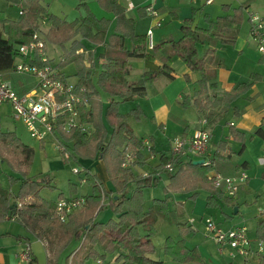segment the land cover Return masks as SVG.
<instances>
[{"label": "trees", "instance_id": "1", "mask_svg": "<svg viewBox=\"0 0 264 264\" xmlns=\"http://www.w3.org/2000/svg\"><path fill=\"white\" fill-rule=\"evenodd\" d=\"M3 1L21 5L22 13L16 20L0 14V71L10 69L17 60H21L40 68L50 66L59 71L61 80L66 82L68 78L62 70L69 64L75 66L74 92L82 101L75 104L76 123L68 130L63 127L72 119L70 113L65 111L56 119L53 133L61 148L58 155L66 163L77 162L79 157L96 156L104 162L112 187L105 189L95 175L84 172V182L91 187L90 195H84L85 206L80 212L69 215L66 222H60L55 218L56 202L67 197L60 193L55 202L45 200L41 196V190L54 187L50 184L48 174L39 179L28 176L34 157L33 149L23 144L14 132L0 131V163L6 164L14 173L8 175L10 186L19 184L15 194L0 185V223L12 220L27 233L26 236L15 235L17 241L29 243L30 237H33L44 242L53 257L48 259V264H57V260L74 241L79 245L73 251L69 264H84L91 259L117 264H163L149 257L154 251L151 238L158 218L171 224L176 222L172 217L175 210L170 208L165 198L152 199L151 205L147 209L143 208V189L155 186L159 178L154 176L156 172L143 177L136 175L131 169H141L146 164L141 153L143 142L133 135L125 121L126 116L119 113L118 105L132 101L135 97L145 96L146 85L158 78L166 76L170 79L171 69L168 65L176 56L198 76L191 94L181 92V108H194L208 125L222 118L231 104L259 79L258 75L251 74L247 82L238 84L230 91H222L215 82V71L211 68L220 67L212 43L234 44L236 30L244 19L246 2L225 16L210 19L204 15L202 26L196 23V11L191 10L190 16L183 19L179 28V39H163L149 49L146 34L136 32V19L126 11L124 0H93L101 10L113 15L112 30L103 18H98L89 9V0H77V8L83 9L85 15L72 21L49 13L41 0ZM223 9L229 10V7L226 5ZM136 13L139 19L146 17V6L139 7ZM40 19H45L49 25L44 35L40 32ZM36 32L43 35L46 45L61 48L62 55L58 62L49 59L42 62L39 59L21 57L17 53L18 45L27 44ZM82 40L102 47L96 56L98 61H102L96 77L93 73L94 53L85 48ZM201 47L202 50L199 49ZM85 53L93 63L86 64ZM159 54L162 66L158 71H145L135 81L128 79L131 58L152 61ZM185 79L189 81L186 75ZM99 91L109 99L106 108L102 105ZM233 112L237 114L235 108ZM131 113L139 118V109H134ZM260 132L258 129L257 133ZM230 133L235 140L239 139L237 131L231 128ZM149 153L154 154L151 147ZM126 154L131 158L132 167L122 166ZM218 157L219 155L214 156L208 164H194L192 160L181 164L180 158L162 153L159 154L156 169L160 171L167 164L175 167L172 172L165 171L169 179L168 188L171 190L210 189L214 191V195L209 198H224L222 189L213 188L207 179L212 171L221 174L215 164ZM132 181L136 186L128 194L126 189ZM224 199L229 201L228 198ZM103 202L107 203L116 219L106 222L96 219L97 214L106 206ZM207 205H211L208 200ZM254 233L256 240L264 243V219L256 226ZM3 235L11 236L9 233ZM163 250L174 263L207 264L203 262L197 247L187 246L183 239H166ZM252 255L256 264H264V253L256 251ZM29 264H37L32 251Z\"/></svg>", "mask_w": 264, "mask_h": 264}, {"label": "crops", "instance_id": "2", "mask_svg": "<svg viewBox=\"0 0 264 264\" xmlns=\"http://www.w3.org/2000/svg\"><path fill=\"white\" fill-rule=\"evenodd\" d=\"M130 1L135 6V8L131 11H128L129 14H132L133 11H136L139 7H143L145 4V1H143L142 3H135L132 0ZM179 1L189 5L190 12L191 10L196 11L195 20L198 24L200 23V15L205 13V6L214 3V0L211 4H206V0H201L200 4V0ZM164 2L165 0H161V2L160 0H157L154 8L159 13H164L165 15L166 11L175 13V18H178L176 28L170 29L168 27L166 29L167 31L162 32L157 29L160 27V25L155 26L153 20L146 24L144 31H139L136 29L137 24L135 23V30L137 33L146 34L148 29H152V41L154 44L160 42L163 39H179L181 37L179 28L182 24V20L190 16L189 14L183 19H179V11L178 13H176L175 10L170 9L168 3H166L165 5ZM241 3H245L246 5V8L243 11L244 19L242 24L244 22L248 24L247 31L245 32V34H243L241 32V28H238V30H236V39L233 45L220 44L218 42L212 43L211 46L216 50V60L220 62V67L211 66V68L215 71V82L218 88L222 91H230L238 84L247 82L251 74L258 75L259 79L251 85L246 93L238 97L231 104V108L225 115H223L222 118L217 119L216 122L212 124L206 125V129H208L211 133V140L207 146L205 154L193 158H180V163L183 164L188 160L211 161L214 156L219 155V157L215 161V164L216 166L218 165V168L221 170L222 175L234 176L240 172H243L246 175L247 179L245 183L240 186L235 197H228L227 195L223 194V197L228 198L229 201H225L224 198L220 197H214V199L209 198L210 196L214 195L213 190L196 189L186 194L182 193V195L184 194V197L177 198L175 195V199H173L174 197L172 198V209H174L177 214H181L184 209L182 208L183 205L187 202L188 198H190L191 195H194L199 191L205 192L206 207L213 206L217 208L222 206V209H224V207H228L230 209H233L234 207L236 208V212L232 213L231 216L230 214L224 212L227 221H229L227 222L228 225H219L222 226L223 229L227 227L225 230L230 229L231 227L236 225H243L247 228L248 235L249 227L246 225L243 213H240L241 208L245 207L248 210V208H250L251 206L259 204V207L255 209V213L250 217L252 218V222H254V232L256 226L264 219V190H262V186L264 184V165L261 164L260 161L261 159H264V53H261L257 50L256 44L250 38V23L248 20V15L253 12L264 15V0H224L220 3L219 15H217L216 17L231 14L232 9L240 6ZM6 4L10 5L9 3ZM6 4L5 6L6 8H8ZM87 4L89 9L98 18H103L105 22H107V26L109 28H113L112 14H108L101 10L97 3H95L93 0L87 1ZM226 5L229 7V10L223 9V6ZM19 6L21 10L22 6ZM0 14L5 18L11 19L9 16L4 15L2 10H0ZM205 15L209 17L207 13ZM143 20L146 21L150 19L146 16V18H143ZM82 43L84 44L86 49H90L92 51L95 49L93 47H98L93 46L84 40H82ZM99 48L102 49V47ZM160 57L161 54H159L156 59L152 61L146 59L131 58L129 60L131 65L129 76L132 75V73L135 74V79L131 81L139 79L145 71H158L162 66ZM98 62L100 66L102 61ZM91 63H93V61H91L90 59V61H88L86 64L89 65ZM168 66L171 69L170 79H168L166 76H162L153 83L147 84L146 95L142 97H135L130 102L132 110L139 109V118L136 119L133 116L132 118L135 121L132 122V124L128 123V118L125 119L127 125L132 130L133 135L142 142L143 140H148L151 148L154 150V154L151 155L152 157H148L147 155H149V151L143 148L142 145L141 153L145 157L146 162H151V160H153V164L151 167V171H145L143 170V168L137 171V168L134 167V169L138 172L137 175L143 176L144 174H152L156 172L154 176L158 177L159 179L165 178V192L169 190V179L164 169L160 171L156 169L159 163V154L163 153L166 156H170L172 140L177 137H187L192 135L193 133L191 132L202 128L201 121L203 120L199 116V114H197L194 108L182 109L179 105L181 92H186L188 94L192 93V91H190L189 85L191 86L192 84L191 90H193V88L196 86L195 81L198 77L197 74L192 73L186 67V65L176 56L172 58ZM185 75L188 76V82L185 79ZM2 107L7 106H1L0 108ZM233 108L236 109L237 114L233 112ZM7 109L8 108L2 111V114L0 115L1 122L2 118H8ZM122 114L125 115L127 113H124V111H122ZM231 128L238 132L239 139L235 140L233 138L230 133ZM258 129L261 130L260 133H257ZM56 142V138L49 136L44 142H41L40 144L43 145L45 143H50L56 149ZM56 153L58 154V151H56ZM89 161L90 163H88L87 161L79 160V164L81 165V169L79 170L80 173L75 175H77L80 182L85 183L84 172L88 171L91 174L95 175L102 182L105 189H110L112 186L109 183L108 173L104 162L99 160L96 156L92 157V160ZM155 161L158 162H156L157 164L154 165ZM88 164H91V166H89ZM50 180L51 182L53 181L52 178H50ZM43 190L44 189L41 190V196L47 201H52L53 199L46 197V194H42ZM171 191L173 190L170 189V193ZM181 191L183 190L181 189ZM170 193L168 194L170 195ZM207 200L211 205H207ZM240 205L243 206L241 207ZM103 215H105V212L103 213ZM235 220L237 222H234ZM162 221L163 219L158 218L155 223V227L161 224ZM186 222L187 223L182 224L181 227L194 230L193 226H191L188 221ZM6 233L11 234V236L3 235ZM18 235L26 236L24 234ZM250 240H256L255 233H253V237L250 238ZM24 242L25 241H17L15 235H13L11 232L0 229V264H22L16 257V254L23 249ZM38 242L42 243L41 241ZM29 244L31 246V243ZM43 248H45L46 260L48 261L47 258H49V253L44 245ZM31 251L33 252V250ZM243 261V264H256L254 255H252V257H250L249 259H243Z\"/></svg>", "mask_w": 264, "mask_h": 264}, {"label": "rangeland", "instance_id": "3", "mask_svg": "<svg viewBox=\"0 0 264 264\" xmlns=\"http://www.w3.org/2000/svg\"><path fill=\"white\" fill-rule=\"evenodd\" d=\"M132 1L135 3H142L144 0H132ZM222 1L224 0H214L213 4L205 6L204 8L205 13L201 14L199 17V22H200L199 24L201 26L204 25L203 16L206 13L209 15L210 19H215V17L219 15L220 3ZM41 2H42V5L47 9L49 13L59 16L61 18H66L67 21H72L75 18H79L85 14V12L82 9L80 10L77 8V5H78L77 0H41ZM166 3H168L170 9L175 10L176 13H178L179 11V15H180L179 19H183L185 16L191 14L189 10V5L182 3L179 0H165L164 4L166 5ZM200 3H201V0L199 4ZM5 4L6 2H4L3 0H0V10L3 11L4 15L9 16L11 19H15V20L18 19L19 18L18 12L20 10V6L16 4H10V5L6 4L8 6V8H6ZM132 15L136 19L135 21V23L137 24L136 29L139 31H144V28L148 22H151L154 20V23H155V20H159V19H161L160 20L161 24L159 28L157 27L156 28L162 32L167 31L166 29L168 27L170 29L176 28L177 19H178V18H175V13H171L168 11H166V15L164 13L162 14L158 12L156 17H153L152 15L148 14L147 17H149L150 20H146V21L143 20V18L141 19L137 18L136 11H133ZM38 23L40 27V32L44 35L47 31L48 23L47 21H45V19H40ZM247 26L248 24L246 22H244L241 25L240 28L243 34H245V32L247 31ZM110 29L112 30V28ZM78 38L80 39V37ZM66 46L68 47L69 44H67ZM99 47H93L95 49L93 50L94 58L93 57L92 58L96 62V66L94 62V69H93V73L95 77L100 71L99 62L96 59L97 54L100 53V51L102 50ZM46 48H47V58L49 60L58 62L61 59L62 50L60 47L47 44ZM199 49L202 50V47ZM85 58H86V61L88 62L90 61L91 57L85 53ZM62 73L67 76L70 82H73V83L76 82V78L74 77L75 66L73 64H69L68 66H66L62 70ZM11 79H12V83L16 85L18 82L24 83L23 88L25 89L26 93L31 91L33 82L30 81V79H25L17 75H13ZM128 79L129 80L135 79V74L132 73V75H130ZM189 87H190V91H192L191 90L192 84L191 86L189 85ZM100 100L104 108H106L108 104V100H109L107 95L104 94L103 92H100ZM130 102L131 101L120 103L118 105V111L120 114H122V111H124V113H127L125 114V116L126 118H128L127 119L128 123L132 124V122H134L135 120L132 118L134 115L131 113L132 106H130L131 104ZM6 108L7 107L0 108V115L2 114V111H4ZM134 118L136 117L134 116ZM1 125H2L1 131L14 132L16 136L20 138L23 144L33 149L34 157L29 167L28 176L33 177L34 179H39L41 176L44 175L41 173H45V174H48V176H50V178L53 179V181L51 182L52 183L51 185L54 188L52 189L46 188L42 191V194H46V197L53 199L52 200L53 202H55L58 199V195L60 193L63 195V197H69V196L84 197V195H90L91 187L87 185L86 183L80 182L77 175L72 173V169L77 168L78 170H80L81 165L79 164V160L87 161L88 163H90L89 160H92V158L79 157L77 159V162L66 163L56 153L57 150L50 143H45L41 145L38 141L32 139L26 127L21 122H12V120L8 118H2ZM147 156L150 157L151 154L149 153V155ZM156 162L158 161H155L154 165L157 164ZM152 164H153V160H151V162H146V164L142 167L143 170L151 171ZM88 165L91 166V164H88ZM131 169L137 175L138 173L137 171H139V169H136L137 171L134 168H131ZM10 173H13V172L10 171L7 165L4 163H0V185L4 189H7L11 193L15 194L18 190L19 184L17 183V184H14L13 186H10L8 182V175ZM214 173H217V172L214 171ZM228 177H232V176H228ZM135 186L136 185L134 181L130 182L127 186L126 192L128 193L130 191L128 194L132 193ZM165 186H166L165 178H162V179H159L158 183L155 186H151V187H147L143 189V197H144L143 208L144 209H147L151 205V201L153 198L167 199L169 206L172 209V205H173L172 198L174 197L173 199H175V195L177 198L184 197L183 196L184 194L193 191V190H183V191L173 190L170 193V189L167 192L164 191L166 190ZM262 190H264V186H262ZM74 191L75 193H73ZM168 193H170V195ZM182 193L184 194L182 195ZM198 193L191 195L190 198H188L187 202L182 207L184 209L181 214H177L175 212L174 215H172L173 219L176 222L171 224L163 220L161 224L155 227V233L151 238L154 251L152 254L149 255L151 256L150 258L159 260L163 264H178V263H174L168 256L164 254L163 248H164L165 241L166 239L171 238L174 241L178 239L179 240L183 239L185 243L187 244V246L189 247L196 246L198 249V252L201 254L203 262L207 264L209 263L211 264H243L244 258H241V257L230 258L227 254H220L217 251V247L214 241L206 236L205 229H204L205 227L204 222L208 218L213 219L215 222H217L220 225L224 224L225 226H227L228 225L227 222L229 221H227L224 212L230 214L231 216L232 213H234L235 207L233 209H230L228 207H224V209H222L223 208L222 206L217 207V208L213 206L206 207L205 192L199 191ZM103 204L106 205L107 203L103 202ZM240 206L242 207L243 205H240ZM257 207H259V204L251 206L250 208H248V210L245 207L241 208L240 213H243L246 225L249 227V230H248L249 238H252L253 233H254V222H252V218L250 217L251 215L255 213V209ZM81 210L82 209L76 211L75 213L80 212ZM104 212H105V215H103ZM233 217H237V216H233ZM96 219L98 221L106 222L109 219H116V215L106 205L105 208H103V210L97 214ZM186 221H188L189 224L193 226L194 230L181 227L182 224L187 223ZM234 222H237V221L235 220ZM0 229L11 232L13 235H18V234L27 235V233L14 221L7 220L4 222H1ZM29 243H31V247H32L31 250H33L32 253H34V255L37 258V264H47L45 248H43V245L46 247L45 243L44 242L39 243L33 237H30ZM78 245H79L78 242L76 241L72 242L70 246L68 247V249L65 250L64 253L57 260V264H69L71 255L73 251L78 247ZM250 257H252V255L246 259H249ZM51 258L53 259L51 253H49V258L47 259L51 260ZM106 259H109V258H106ZM84 264H97V262H96V259L95 260L91 259V260L86 261ZM187 264H202V263L193 262V263H187Z\"/></svg>", "mask_w": 264, "mask_h": 264}, {"label": "built area", "instance_id": "4", "mask_svg": "<svg viewBox=\"0 0 264 264\" xmlns=\"http://www.w3.org/2000/svg\"><path fill=\"white\" fill-rule=\"evenodd\" d=\"M126 11L135 8L130 0H124ZM146 11L149 15L156 17L158 12L154 8L157 0H144ZM206 4H211L213 0H206ZM22 13L20 10L19 14ZM250 23V38L256 44L257 50L264 53V15L259 13H250L248 15ZM160 25V19L156 20L155 26ZM147 45L152 49V29L146 32ZM47 45L43 35L36 32L32 35L27 44H20L17 47V53L21 57L29 59H39L44 62L47 58ZM30 79L33 82L31 91L27 92L23 88L24 83H12L11 77ZM60 72L50 66L36 67L17 60L14 65L5 71H0V107L7 106L8 118L12 122H21L30 134V137L39 143L44 142L47 137L56 138L53 133L56 119L65 111L71 114L72 119L64 125L68 130L76 123L75 104L82 101V98L75 94L74 84L61 80ZM202 128L197 129L192 135L187 137H177L171 142V155L173 157H199L205 154L207 146L211 140V133L206 129L207 122L202 120ZM232 125V124H231ZM2 129L0 120V131ZM57 139V138H56ZM143 148L149 151L150 143L144 140ZM57 151H60V144L57 140ZM66 156V155H65ZM264 165V159H261ZM209 163V160L203 161ZM123 167H132L131 158L125 155ZM165 171L172 172L174 167L165 165ZM74 174H79L77 168H73ZM149 174H144L143 177ZM207 179L211 182L213 188L222 189L223 194L228 197H235L240 186H242L247 177L240 172L232 177L224 176L219 173H209ZM264 186V184H263ZM85 206L84 197H67L59 199L56 202L55 218L60 222H66L69 215L82 209ZM205 234L214 241L217 251L220 254H227L230 258L241 257L248 258L256 251L264 253V243L259 240L252 241L247 235V228L243 225H236L230 229H223L213 219L208 218L204 222ZM16 257L22 264H29L31 261V246L25 242L23 249L16 254ZM97 264H117L103 260H96Z\"/></svg>", "mask_w": 264, "mask_h": 264}, {"label": "water", "instance_id": "5", "mask_svg": "<svg viewBox=\"0 0 264 264\" xmlns=\"http://www.w3.org/2000/svg\"><path fill=\"white\" fill-rule=\"evenodd\" d=\"M193 163H194V164H202L203 161H202V160H200V161H194ZM234 212H236V208L234 209Z\"/></svg>", "mask_w": 264, "mask_h": 264}]
</instances>
